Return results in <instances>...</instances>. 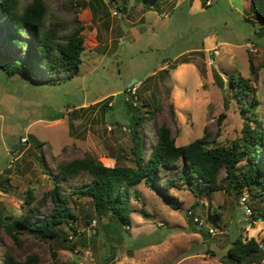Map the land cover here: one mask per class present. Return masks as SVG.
I'll use <instances>...</instances> for the list:
<instances>
[{
	"label": "rangeland",
	"instance_id": "rangeland-1",
	"mask_svg": "<svg viewBox=\"0 0 264 264\" xmlns=\"http://www.w3.org/2000/svg\"><path fill=\"white\" fill-rule=\"evenodd\" d=\"M31 1L18 0V10ZM125 1L44 0L47 24L58 25L60 35L84 27L79 74L35 66L31 79L0 68V215L6 221L53 213L47 193L61 163L92 154L108 166H135L127 103L140 107L146 157L165 124L177 145L204 135L211 145L239 139L245 115L230 85L233 73L251 79L264 125L261 0H127V7ZM4 22L0 15V49L22 57L30 34L22 36L28 46L18 49L7 40ZM179 171L177 165L157 182ZM226 177L223 170L226 188L217 191L171 188L178 208L143 181L133 188L140 196L132 197V222L125 226L99 215L89 196L77 195L74 188L89 180L81 175L62 189L76 214V232L63 224L64 240L25 229L17 240L2 228L0 264L6 253L20 260L37 256L38 264H236L227 252L239 235L264 242V194L232 192ZM29 190L33 203L26 201ZM242 264H264V255Z\"/></svg>",
	"mask_w": 264,
	"mask_h": 264
},
{
	"label": "trees",
	"instance_id": "trees-1",
	"mask_svg": "<svg viewBox=\"0 0 264 264\" xmlns=\"http://www.w3.org/2000/svg\"><path fill=\"white\" fill-rule=\"evenodd\" d=\"M101 2L106 4L105 0ZM261 2L264 7V0ZM47 12L44 0H32L23 11L18 10V0H0V15L5 19V26L9 30L7 40L10 44L22 49L28 46L22 38L23 34L29 33L31 37L29 47L22 57L7 54L0 49V68L7 74L28 75L35 79V66L47 72H67L68 77L80 73L85 50L83 25L75 27L70 33L60 35L58 25L47 24ZM261 14L264 18V10ZM251 66L253 68L254 64ZM229 81L245 115L242 136L230 145H211L207 135L185 145H177L170 127L165 124L159 128L157 140L146 157L143 137L137 127L143 119L142 115L136 114L140 107L127 103L135 124L132 131V153L136 165L116 163L108 166L92 154L61 163L58 166V177L54 179V187L47 193L54 202L53 213L44 217L24 213L8 221L7 217L0 215V230L6 228L17 240L18 235L25 229L41 238L61 237L66 240L61 226L65 224L76 232L71 223L76 214L69 203L70 197L62 189L67 182L81 175H86L89 180L74 188L77 195L89 196L99 215L110 214L112 219L125 226H130L132 222V197L140 196L133 188L143 181L156 189L171 206L178 208L180 203L175 202L171 188L186 186L196 194L204 190L225 189L224 180L220 178L222 171L225 170L226 179H230L239 170L238 177L229 180V190L244 195L246 188L250 194L262 197L264 193L258 187L264 190V125L256 113L258 99L253 93L254 87L250 78L233 73ZM223 117L225 114H221V118ZM243 162L244 166L240 167ZM177 165H180V171L175 177H169L160 184L157 182L162 173ZM253 188H256L255 192L252 191ZM35 200L33 190H29L27 203ZM75 248L74 244L71 249ZM260 253L264 255V242L261 243L254 237L245 240L239 235L232 242L227 255L231 262L242 264L249 257ZM38 262L37 256L20 260L13 254L6 253L2 264Z\"/></svg>",
	"mask_w": 264,
	"mask_h": 264
},
{
	"label": "built area",
	"instance_id": "built-area-1",
	"mask_svg": "<svg viewBox=\"0 0 264 264\" xmlns=\"http://www.w3.org/2000/svg\"><path fill=\"white\" fill-rule=\"evenodd\" d=\"M131 90V89H130ZM246 196H243V199L245 200ZM196 220H198V218H196Z\"/></svg>",
	"mask_w": 264,
	"mask_h": 264
},
{
	"label": "water",
	"instance_id": "water-1",
	"mask_svg": "<svg viewBox=\"0 0 264 264\" xmlns=\"http://www.w3.org/2000/svg\"><path fill=\"white\" fill-rule=\"evenodd\" d=\"M136 80V79H135Z\"/></svg>",
	"mask_w": 264,
	"mask_h": 264
}]
</instances>
